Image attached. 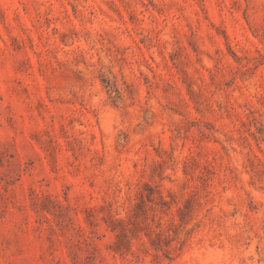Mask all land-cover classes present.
<instances>
[{"label": "rangeland", "instance_id": "rangeland-1", "mask_svg": "<svg viewBox=\"0 0 264 264\" xmlns=\"http://www.w3.org/2000/svg\"><path fill=\"white\" fill-rule=\"evenodd\" d=\"M0 264H264V0H0Z\"/></svg>", "mask_w": 264, "mask_h": 264}]
</instances>
